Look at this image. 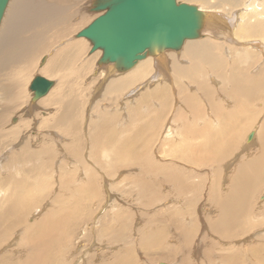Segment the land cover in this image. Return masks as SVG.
Listing matches in <instances>:
<instances>
[{
	"label": "rangeland",
	"instance_id": "obj_1",
	"mask_svg": "<svg viewBox=\"0 0 264 264\" xmlns=\"http://www.w3.org/2000/svg\"><path fill=\"white\" fill-rule=\"evenodd\" d=\"M63 1H65L67 19L63 24V31L61 34L58 33L60 38L51 40L47 48L34 56L31 62V74L23 81L22 88L18 90V86L15 87V93L19 92L16 98L10 97L9 100H6L0 93V206H3L4 209L7 208V203L10 202L9 197L11 193H14V185L17 182L28 185V187L26 185L27 189L29 188L26 198L31 197V199L29 198L30 207L33 206L28 210L29 212L26 211L29 214L23 215L24 224L15 223V228L10 230L11 234L8 233L3 244H0V257L10 259V261H0V264L24 263L28 249L22 243L27 239L25 236L28 224L30 226L31 223L36 224L45 218L46 214L52 215L54 211L56 215H62V212L66 213L70 219L64 217L65 220H61L62 217L59 218L55 214L49 216L51 219L57 217L62 222L60 229L54 232H58V234H53L54 239L62 233L64 234V236L61 235L62 238H58L59 241L55 240L56 243L54 242L55 244L50 250L57 256L55 257L56 261L52 264H264L263 187H259L256 194L251 196L245 208V217H240L239 226L234 228L232 237L222 238L210 231L211 223L218 219L217 207L212 204L214 203L212 202V187H215V192L218 191L215 193L218 199H225L232 189L233 175L236 174L235 168L238 167L239 170L241 163L245 165L260 153L258 144L259 141L261 144L263 143L261 134L264 133V129H262L264 124V106H262L264 88L261 90L262 92H258V100L253 103L260 115H257L253 120L236 122L238 127L244 128L236 140L230 136L228 143L235 141L238 142V145L234 148L229 147V152L227 149L224 150L222 153L224 159L223 157L220 160L217 159L216 153L228 148V145L218 147L213 140L209 139L210 137H207L209 142L207 140L205 142L202 140H205L206 137L194 133V131L205 130L204 125L207 121L214 128L218 126V123L213 122V117L209 115V110L206 109L210 91L213 103L223 105L221 108H224L226 112L233 111L236 103L228 93L234 92V86L250 88L253 84L251 78H255V76L264 78V56L257 52L253 53L254 51L247 49L248 46L243 43L252 39H264V29L262 30L264 22L256 20L257 23H255L253 21V24H258L256 26L258 33L252 35L244 25L251 20H245L242 23L243 26L240 23L241 29H238L235 34L230 23L227 22L226 25L224 21L220 23L218 19L213 18L219 23V27H216V29L218 28L217 33L224 32L226 34L223 37L232 39L235 37L237 42L243 43V46L242 44L231 46V43L223 40L224 38L210 41L212 44H222L223 49L221 48L222 51L218 52L219 56H216V61L221 63H214L217 68H211L208 65L210 62H202L203 70L198 72L199 76H194V71L178 74L163 67L164 76L161 81L158 80L155 83L154 87L149 85L153 83L140 79L135 82V88L132 87L134 90L131 89V91L128 88L120 94L116 92L110 94L108 84L111 81L109 82V80L123 78L129 72L124 75L107 77L106 69L108 70L110 67L100 68L96 64L101 52L96 51L97 53L90 54V43L86 39L76 38L77 33L89 26L97 17L88 10L91 0ZM261 1L264 0H256V8ZM246 3L254 4L251 0H237L238 6L236 4L233 8L225 5L214 7L215 2L212 1L203 9L211 15L218 13L226 15L225 18H228L227 13H234L235 16L237 13L239 16H242V13L245 14L242 8H245ZM192 5L199 8V4L192 3ZM247 16L245 15L244 18ZM46 27L38 29V32H44L42 36L45 38H41L45 42L49 38L53 39L57 33V30L49 32L44 30ZM1 28L2 25L0 30ZM203 35L204 32L201 39L192 42H207L204 40L207 35ZM239 35L242 37L240 40ZM189 44L186 43L182 49H185ZM76 46L80 47L81 52L71 53L70 50ZM182 49L178 52H167L170 55H179L182 54ZM243 49L249 56L248 58L252 60L239 59V56L243 57ZM248 51L252 55L248 54ZM214 53L217 54V52ZM220 53H223V56ZM44 57L46 61L41 66V60ZM219 57H222L224 63ZM54 58H56V64L52 62ZM155 58L157 57H151V59ZM183 62L185 61H180L179 64L178 61V64L180 66L182 64V66L191 65V63ZM52 66H56V70L53 73L45 74L44 70H51ZM113 70H111L112 73ZM14 73H9L8 70L0 73V79H2L0 84L7 86V81L10 83L11 80L16 83L18 79ZM214 73L215 79L212 76ZM11 74V77H15L14 79L9 76ZM242 74L248 75L249 78H242ZM217 75L224 77L220 78ZM36 76L52 81L54 86L44 98L32 102L29 85ZM204 78L206 79L203 80ZM161 82L166 88V93L169 94L168 101L162 103L163 96L160 102L146 100L147 104L141 102L138 105L140 102L137 101L140 95L160 86ZM201 85H206L207 90L204 91L202 87H199ZM9 89L12 90V87L8 86L7 90ZM184 91L189 92L190 96L197 97L195 99L198 102L203 100L200 105L205 110V120L194 122L193 110H188L187 104L182 100ZM221 99L228 102L224 103ZM243 101L246 102V100ZM2 105L7 108H2ZM177 114H180V117H176ZM163 118L165 119L163 120ZM173 124L174 127H172ZM186 127L189 129L185 133L184 128ZM254 130L258 131L255 134L258 138H253L256 140L255 143L250 147L244 146L247 134ZM220 133L221 131L217 135L221 136ZM218 136L217 138H219ZM128 137L136 147L132 145V153L122 161L121 157H116L115 152L121 144L127 142ZM136 137L137 141L143 142L142 146L133 141L136 140ZM111 138L114 139L113 142L117 143H113L108 148L102 147ZM200 140L203 142V146L210 143L215 150L201 149L203 146L199 142ZM167 141L169 143L166 144ZM192 148L194 149L192 150ZM168 152L173 155L167 154ZM211 153L212 155L209 156ZM24 158L28 159L27 162ZM132 159L135 162L131 161ZM233 159L236 163H233ZM141 163H145L146 167L150 166L154 170H150L145 175L142 170L145 166L141 167ZM37 167L38 169H36ZM30 170L33 171L29 172ZM15 175L18 177L15 178ZM165 176L167 179L164 178ZM87 183H94L93 185L96 186L94 188L93 185L89 184V186ZM87 187L89 190H86ZM92 190H95V194ZM60 208H64L61 213ZM70 210L72 213L68 212ZM58 219L57 222H60ZM68 220L71 224L68 223ZM66 223L69 228L65 229L64 224L66 225ZM61 227L68 230L70 235ZM73 227L75 228L73 229ZM20 249L22 250L20 251ZM53 253L50 256L53 257Z\"/></svg>",
	"mask_w": 264,
	"mask_h": 264
},
{
	"label": "bare ground",
	"instance_id": "obj_2",
	"mask_svg": "<svg viewBox=\"0 0 264 264\" xmlns=\"http://www.w3.org/2000/svg\"><path fill=\"white\" fill-rule=\"evenodd\" d=\"M178 1H182V3H187L192 5V3H196L199 4V9L201 11L206 12L203 8L207 7L209 4L212 3V1L215 2V5H213L214 7H219L222 5L225 6H231L232 8L237 4V0H178ZM249 1V0H248ZM252 2H254L253 5H249V3L245 4V8H242V11L245 12L242 13L243 15L239 16V14L237 13L236 16L235 14H229L228 18H225L226 15H220L222 17L218 18V22H223L227 25V22L230 23L229 25H231V27L234 29L233 32L236 34V32L238 31V29H241L240 26L242 25V23H244L245 20H251L250 22H248L247 24H244L246 27V29L249 30V32L253 34L258 33L256 31L257 28L256 24H253L254 22H256V20L260 21V22H264V1L260 3V5L256 8V0H251ZM65 1L63 0H10L8 3V6L6 8L4 17L2 19L1 25L2 28L0 30V73L8 70L9 73L11 72L12 74L14 73V75H16V83L12 80L11 82L5 85L0 84V93L4 96V98L6 100H9L10 97L11 98H16L17 97V93H15V87L18 86V90L20 88H22V86L24 85V80L26 78H28L27 76L31 74L32 70H31V62L34 58V56L36 54H38L39 52L43 51L45 48H47L50 45L51 40H56L59 39V34H61V32L63 31V24L67 19L66 16V8H65ZM243 2L241 1V4ZM258 5V4H257ZM238 6V4H237ZM243 6V5H242ZM211 7V6H210ZM239 7H241L239 5ZM87 9V8H86ZM229 9V8H228ZM238 9V7H237ZM210 11V9H208ZM233 10V9H232ZM216 11V10H215ZM228 11V10H227ZM234 11V10H233ZM239 11V10H238ZM229 12V11H228ZM236 12V10H235ZM247 13V14H246ZM218 14V13H216ZM245 15H248L246 18ZM74 17V16H72ZM256 19H255V18ZM239 18V20H238ZM238 20V22H237ZM254 21V22H253ZM237 23V24H236ZM241 23V25H240ZM250 24H253L251 26H249ZM0 25V27H1ZM43 26H47L44 30L46 31H52V30H57L56 36H53L52 38H49L47 40V42L43 41L42 38H45V36H42L44 34L41 32H38V29L43 27ZM219 27V23H217L213 18L209 17L206 21V26L204 29V35L206 32H209V34H206L207 37L204 39L207 42H192V41H188L186 43H190L189 45H187L185 47V49H182V54H177V55H170L169 52L159 55L157 58L155 59H151L147 58L144 61L139 62L132 70L128 71L129 73L126 74L125 77L120 78V79H116V78H111V80H109V84H108V88L109 93H113L116 92L117 94H120L122 92H124L125 90H127L128 88L131 90H134V86H135V82L139 81L140 79L148 81V83H153V84H149L150 87H154L155 83L158 80H162L164 74V68L166 67L168 68L170 71L174 72V73H184L186 71H194V76L198 75L199 71L203 70L204 65H202V62H210V64H208L211 68H217L214 66V63H218L220 64V61H216V56L218 57L219 54L218 52L222 51L221 50V45L222 44H212L210 41H213V39H217V38H224L223 40L225 42L231 43L230 45H238V44H242L245 43L244 45H247L248 48L250 49V51H254L253 53L257 52L260 53L262 56H264V39L262 40H251L249 42H237V38L233 37L232 38H227V37H223L225 36L226 33L224 32H219L217 33V29L216 27ZM243 26V25H242ZM237 29V30H236ZM261 29V28H260ZM264 29L263 25H262V30ZM232 30V29H231ZM45 31V32H46ZM219 31V30H218ZM227 32V31H226ZM231 33V32H230ZM248 34V33H247ZM203 35V36H204ZM205 35V36H206ZM209 35V36H208ZM74 36V35H73ZM213 36V37H211ZM243 36V35H242ZM251 36V35H250ZM42 37V38H41ZM237 37V35H236ZM239 40L242 39V37L239 35ZM245 37V36H244ZM249 37V36H248ZM257 37V36H256ZM264 37V36H263ZM222 40V42H223ZM218 41V40H217ZM243 41V40H242ZM216 42V41H215ZM221 42V43H222ZM185 43V44H186ZM220 43V42H219ZM184 44V45H185ZM225 45V43H224ZM228 45V44H227ZM226 45V47H227ZM229 45V46H230ZM184 47V46H183ZM236 47V46H235ZM82 49V48H81ZM223 49V48H222ZM215 50V51H214ZM232 50V49H231ZM229 50V51H231ZM239 50V49H238ZM241 50V49H240ZM244 51V49H243ZM71 53H80V47L76 46L74 49L70 50ZM214 52H217V54H215ZM236 52V51H235ZM238 52V51H237ZM236 52V53H237ZM97 53V52H96ZM243 57L239 56V59H244V60H252L251 58L249 59L248 55L246 54V52H243ZM251 53L248 51V54ZM100 54V53H99ZM223 54V53H222ZM220 53V55H222ZM232 54V53H231ZM95 55V54H94ZM98 55V54H97ZM170 55V56H169ZM241 55V54H240ZM252 55V53H251ZM259 55V54H258ZM100 56V55H99ZM98 56V57H99ZM214 56V58H213ZM223 56V55H222ZM7 57V58H6ZM232 57V56H231ZM252 57V56H251ZM254 57V55H253ZM94 58V56H93ZM256 58V55H255ZM254 58V59H255ZM259 58V56H258ZM56 58H54L52 60V62L54 64H56L55 61ZM219 59L223 62L222 57H219ZM232 59V58H231ZM257 59V58H256ZM180 64V61H185L183 63L185 64H189L191 63L190 66H180L178 64ZM228 61V60H227ZM230 62V61H229ZM232 62V60H231ZM239 62V61H238ZM253 62V61H252ZM257 62V61H256ZM224 63V62H223ZM249 64V62H247ZM246 63V64H247ZM241 64V63H239ZM224 65V64H223ZM230 65V64H229ZM222 66V65H220ZM240 68H242L241 66H239ZM102 68V67H100ZM220 69V68H219ZM253 69V68H251ZM56 70V66H52L51 70L47 69L44 70L45 74H50L53 73ZM112 68H108V70L106 69L107 72V77H114V74L111 72ZM222 72V71H221ZM8 73V72H7ZM127 73V72H126ZM219 73V72H218ZM252 73V72H250ZM248 73V74H250ZM263 73V72H262ZM9 75L10 77L12 76ZM98 74V73H97ZM210 74V73H209ZM213 74V73H211ZM220 74V73H219ZM3 75V74H1ZM102 75V74H101ZM124 75V74H123ZM243 75V74H242ZM8 76V75H7ZM199 76V75H198ZM210 76V75H207ZM206 76V78H207ZM213 78L215 79L214 75H212ZM220 76V75H219ZM217 75V77H219ZM241 76V75H240ZM246 76V77H245ZM260 76V74H259ZM9 77V78H10ZM14 77V78H15ZM224 76H220V78H223ZM242 77V76H241ZM239 77V78H241ZM252 77V76H251ZM1 78V76H0ZM13 78V77H11ZM13 78V79H14ZM206 78H204L203 80H205ZM242 78H249L248 75H243ZM113 79V81H112ZM115 79V80H114ZM210 79V78H209ZM235 79V83L237 82L236 77ZM2 81V79H0ZM9 80V79H8ZM211 80V79H210ZM251 80L253 81V84L250 88H242L241 86H234L235 90L234 92L228 93L229 96H231V99L235 101L236 103V107H234L235 109L230 110V111H225L224 108H221L223 105L219 104V103H213V100H211V91L210 94L208 93V95L210 97H207V102H208V108L206 105V109L209 110V115L213 117V122L218 123L217 128L212 127L211 123H209L207 121L206 125H204V129L203 131H194L195 134H201V137H206V139L202 140L205 141L208 139L207 137H210L209 139L213 140L214 143L216 144V146L218 147H222V146H227L228 148H225L223 150L217 151V159L220 160V158L223 157L224 159V154H222L224 152V150L227 149V152L230 151L229 147H236L238 145V142L235 141H230L228 143V140L231 138H233L234 140H236L239 136L240 131H243L244 127H238L236 125V122H240V121H249V120H253L256 118L257 115H260L256 108H254L253 103L256 102L258 100V92H262L261 90L264 88V78L263 77H258L256 78H251ZM5 81V80H4ZM208 81V80H207ZM206 81V84H207ZM220 81V80H219ZM246 81V80H245ZM169 82V80H168ZM240 82V81H239ZM204 83V82H203ZM202 83V84H203ZM209 83V82H208ZM211 83H214L211 81ZM216 83V82H215ZM218 83V82H217ZM216 83V84H217ZM220 84V83H219ZM240 84V83H239ZM17 85V86H16ZM111 85V86H110ZM148 85V84H146ZM8 86H10V88L12 87V90H7ZM139 86V85H137ZM136 86V87H137ZM194 86V85H193ZM134 87V88H132ZM199 87H202L204 89V91L207 90L206 85H201ZM217 87V85H216ZM198 89V87H197ZM131 90V91H132ZM166 88L162 85V82L160 83V86H156L155 88H153L152 90L143 92L140 95V98L138 99L137 102L138 105L141 104V102L143 103H148L152 102V101H156V102H160L161 98L164 96V100L162 101V103L167 102L168 101V92L166 93ZM233 90V89H232ZM194 91V90H193ZM192 91V92H193ZM198 91V90H197ZM201 92V90H199ZM196 92V91H195ZM199 92V93H200ZM203 92V90H202ZM213 93V92H212ZM216 93V92H214ZM185 94V95H184ZM193 94V93H191ZM196 94V93H194ZM218 94V93H216ZM201 95V94H200ZM199 95V96H200ZM263 95V94H262ZM127 96V95H126ZM228 96V97H229ZM213 97V96H212ZM134 98V97H133ZM197 97L195 96H190L189 92L184 91L183 93V97L182 100L185 104H187L188 110H193V116L192 118L194 119V122H198V120H205V110L203 109V107L200 105V102L203 100H199L200 102H198L196 99ZM200 98V97H199ZM235 98V99H234ZM202 99V97H201ZM225 99V97H224ZM148 100V101H146ZM223 100V99H221ZM243 100H246V102H244ZM224 101V100H223ZM226 101V100H225ZM224 101V103H225ZM261 101V100H260ZM206 102V101H205ZM204 102V103H205ZM228 102V101H226ZM233 102V101H232ZM210 103V105H209ZM234 103V102H233ZM234 103V104H235ZM136 104V103H134ZM228 104V103H227ZM118 105V104H117ZM203 105V104H202ZM230 105V103H229ZM228 105V106H229ZM156 106V105H154ZM262 106H264V99L262 100ZM2 108H7L5 106H1ZM186 107V106H185ZM260 108V107H259ZM231 109V108H230ZM115 110V109H114ZM144 110H146L144 108ZM151 110V109H150ZM154 110V109H152ZM163 111V110H162ZM207 111V110H206ZM179 112V111H178ZM177 112V113H178ZM181 114V113H180ZM180 114L176 115L180 117ZM191 114V112H190ZM153 116V115H152ZM202 116V117H200ZM200 117V118H199ZM165 118H163L164 120ZM212 119V118H211ZM162 120V119H161ZM160 120V121H161ZM186 120V119H185ZM258 120V119H257ZM200 121V122H201ZM211 121V120H210ZM234 121V123H233ZM1 123V122H0ZM176 123V121H175ZM184 123V122H183ZM202 123V122H201ZM232 123V124H230ZM185 124V123H184ZM188 124V123H187ZM201 125V124H200ZM187 126V125H186ZM189 126V125H188ZM2 127V126H1ZM174 127V124L173 126ZM191 128V127H190ZM2 129V128H1ZM189 128H184L185 133L188 131ZM195 129V128H194ZM198 129V128H197ZM200 129V128H199ZM262 129H264V124ZM261 129V130H262ZM260 130V128H259ZM174 131V130H173ZM191 131V130H190ZM189 131V132H190ZM221 131L220 135L218 136L217 134H219V132ZM255 131V130H254ZM250 131L249 134H247L246 136V143L244 144V146L246 145V147H250L251 145H253V143H255L256 140H253V138H258V136L256 137L255 134L258 133V131ZM175 132V131H174ZM173 132V133H174ZM264 132V131H263ZM168 133V131H167ZM172 133V135H174ZM193 133V134H194ZM142 134V133H141ZM146 134V133H145ZM250 135H253L252 139H248V137ZM263 137V143L261 144L259 139V154L257 157H254V159H251L250 161H248V163H245V165H242L243 163H241V166H239V170L237 169L238 167H234L235 168V172L236 174L233 175L234 179L232 181V189L231 191L228 193V195L225 197V199H218L215 195V187H212L211 189V194H212V203L213 205L215 204V206L217 207V211H218V219L216 222L211 223V228L210 231L214 232L215 234L221 236L222 238H230L232 237V233L234 232V228L239 226V220L240 217L244 218L245 217V208L247 203H249L251 196L255 195L256 192L258 191V188L263 187L264 188V133L261 134ZM198 136V135H197ZM217 136L219 138H217ZM138 137V136H137ZM136 137V144H139L140 146H142V143L137 141L138 138ZM200 137V136H198ZM261 137V136H260ZM129 139V137H128ZM127 142L124 144H119V148L116 150L115 155L116 157H121L122 161L126 160L131 152V147L132 145H134L131 141V139L128 140ZM171 139V138H170ZM210 140V141H211ZM253 140V141H252ZM262 140V139H261ZM114 139L111 138V140L108 139V142H106L102 147H107L111 146L113 143ZM141 141V140H140ZM201 140L199 142H202ZM209 142V140H207ZM146 142V141H145ZM29 142H27L28 144ZM117 143V142H116ZM115 143V144H116ZM169 143V141L166 142V144ZM234 143V144H232ZM258 143V142H257ZM26 144V143H24ZM194 144V143H193ZM198 144V143H197ZM196 144V145H197ZM200 144V143H199ZM29 145V144H28ZM194 145V147L196 146ZM198 146V145H197ZM196 146V147H197ZM203 146V145H202ZM101 147V148H102ZM115 147V146H114ZM133 147H136V145H134ZM165 147V146H163ZM29 148V147H28ZM113 148V146H112ZM94 149V148H93ZM98 149V148H97ZM140 149V148H139ZM194 148H192L193 150ZM201 149H214L213 145H211L210 143H207L206 145L204 144V146ZM96 150V149H95ZM134 150V149H133ZM135 150H137V148H135ZM196 150V149H195ZM215 150V149H214ZM247 150V149H246ZM8 151V150H7ZM205 151V150H204ZM94 152V151H93ZM97 152V151H96ZM135 152V151H134ZM140 152V151H139ZM175 152V151H172ZM181 152V151H180ZM190 152V151H189ZM209 152V151H208ZM108 153V152H107ZM165 153V152H164ZM202 153V152H201ZM210 153V152H209ZM214 153V154H215ZM167 154H171V153H167ZM177 154V153H175ZM180 154V153H179ZM182 154V153H181ZM185 154V153H184ZM230 154V153H229ZM25 155V154H24ZM27 155V154H26ZM164 155V154H163ZM173 155V154H171ZM203 155V154H202ZM212 153L209 155L211 156ZM231 155V154H230ZM21 156V155H20ZM57 156V155H56ZM132 156V155H131ZM170 156V155H169ZM181 156V155H180ZM195 156V155H194ZM24 157V156H23ZM30 158V156H28ZM27 157V158H28ZM58 157V156H57ZM135 157V156H134ZM142 157V155H141ZM198 157V156H197ZM200 157V156H199ZM27 158H24V160H26L27 162ZM206 159H208L205 156ZM210 158V157H209ZM214 158V157H213ZM226 158V157H225ZM115 159V158H114ZM142 159V158H141ZM182 159V157H181ZM187 159V158H186ZM185 159V160H186ZM197 159V158H195ZM22 160V158H21ZM34 160V159H33ZM51 160V159H50ZM54 160V159H53ZM52 160V161H53ZM212 160V159H211ZM234 160V159H233ZM131 161L135 162L134 159H132ZM204 161V160H203ZM214 161V160H213ZM24 163V161H22ZM35 162V161H34ZM37 162V161H36ZM143 162V161H142ZM194 162V161H193ZM198 162V161H197ZM209 162V161H208ZM215 162V161H214ZM212 162V163H214ZM139 163V162H138ZM206 163V162H204ZM233 163H236L235 160L233 161ZM44 164V162H43ZM126 164V162H125ZM133 164V163H132ZM208 164V163H207ZM22 165V164H21ZM141 167L145 166L143 170V173L145 175L148 174V172L150 170H154V168L147 166L144 164H140ZM236 165V164H235ZM238 165V164H237ZM39 166V165H36ZM48 166V165H47ZM206 166V165H205ZM208 166V165H207ZM35 167V166H34ZM33 167V168H34ZM150 168V169H149ZM38 169V167L36 168ZM34 169V170H36ZM45 169V167H44ZM21 171V170H20ZM24 171V170H23ZM33 170H30L29 172H31ZM38 171V170H37ZM164 171V170H163ZM169 171V170H168ZM45 172V171H44ZM155 172V171H154ZM27 174V173H26ZM25 174V175H26ZM153 174V173H152ZM168 174V173H167ZM174 174V173H173ZM43 175V174H42ZM45 175V174H44ZM48 175V174H47ZM150 175V174H149ZM169 175V174H168ZM187 175V174H186ZM46 176V175H45ZM49 176V175H48ZM18 176L15 175V178H17ZM39 177V176H38ZM154 177V176H153ZM194 177V176H193ZM33 178V177H32ZM42 178V177H41ZM166 178V176L164 177ZM1 179V178H0ZM7 179V178H6ZM40 179V177H39ZM48 179V178H47ZM167 179V178H166ZM165 179V181H166ZM11 180V179H10ZM9 180V181H10ZM42 180V179H41ZM49 180V179H48ZM94 180V179H93ZM163 180V179H162ZM192 180V179H191ZM8 181V180H7ZM92 181V180H91ZM184 181V180H182ZM11 182V181H10ZM15 182V181H14ZM87 182V181H86ZM90 182V180H89ZM192 182V181H191ZM5 183V182H4ZM8 183V182H6ZM22 182H17L16 185H14V193H11V196L9 197L10 202L7 203L8 205L6 206L7 208L4 209L3 206H0V244H3V242L5 241V239L8 236V233H10V230L14 227V224H24L23 220V215L25 214H29L28 210L33 208L30 207V202H29V198L31 199V197L26 198L27 197V192H28V185ZM96 183V182H95ZM183 184V182H181ZM10 184V183H9ZM14 184V183H13ZM12 184V186H13ZM88 184V183H87ZM90 184V183H89ZM88 184V185H89ZM94 184V183H93ZM92 183L90 184L91 186L93 185ZM188 184V183H187ZM27 185V187H26ZM45 185V184H44ZM89 185V186H90ZM97 185V183H96ZM96 185H93L94 188ZM6 186V185H5ZM9 186V185H8ZM11 186V188H12ZM88 186V187H89ZM87 187V188H88ZM148 188V186H145ZM91 189H93L92 187H89ZM86 189V190H89ZM186 188V187H185ZM197 188V187H196ZM217 188V187H216ZM259 188V189H260ZM10 189V187H9ZM8 189V190H9ZM38 189V188H35ZM40 189V188H39ZM188 189V188H187ZM198 189V188H197ZM32 190V189H31ZM98 190V189H97ZM186 190V189H185ZM217 190V189H216ZM10 191V190H9ZM93 191V190H92ZM95 191V190H94ZM93 191V192H94ZM86 192V191H85ZM83 192V194L85 193ZM179 192V191H178ZM177 192V193H178ZM188 192V191H186ZM194 192V191H193ZM31 193V192H30ZM88 193V191H87ZM92 193V192H91ZM90 193V194H91ZM144 194H146L145 191H143ZM183 193V192H182ZM189 193V192H188ZM187 193V194H188ZM10 195V193H8ZM39 194V193H38ZM93 194V193H92ZM95 194V192H94ZM93 194V196H94ZM186 194V193H185ZM14 199H13V196ZM86 195V193L84 194ZM88 195V194H87ZM264 195V194H263ZM79 196V195H78ZM220 196V195H219ZM178 197V196H177ZM224 197V196H223ZM264 198V197H263ZM209 199V198H208ZM41 200V199H40ZM22 201V202H21ZM33 201V200H32ZM31 201V202H32ZM38 201V200H37ZM80 201V200H79ZM36 202V201H35ZM39 202V201H38ZM34 203V201H33ZM42 203V202H41ZM77 203V202H76ZM83 203V202H82ZM34 205V204H33ZM36 205V204H35ZM63 205V204H62ZM61 205V206H62ZM38 206V205H36ZM35 206V207H36ZM83 206V205H82ZM81 206V207H82ZM39 207V206H38ZM67 207V206H66ZM76 207V206H75ZM68 208V207H67ZM66 208V210H67ZM212 208V207H211ZM36 209V208H35ZM60 213L64 208H60ZM71 209V208H70ZM69 210V209H68ZM73 210V209H71ZM68 211L70 213H72V211ZM82 210V209H81ZM26 211H28L26 213ZM31 211V210H30ZM55 212V211H54ZM53 214L56 215V212ZM66 212V211H65ZM67 212V215H68ZM80 212V211H79ZM82 212V211H81ZM90 212V211H89ZM74 213V212H73ZM50 214V213H49ZM45 215V218H42V220H40L38 223H31L28 224L27 228H26V236L25 238H27L25 240V242H21L22 244H24V246L26 247V249H28L27 251V257L24 263L22 264H52L54 261H56L57 256H55V253H53V251H50L53 247V244H55V240L62 236H64V234L62 233L59 237L55 238L53 237V234H58L54 233L57 230L60 229V224H62L61 220H65L63 219L66 216V213L64 214L63 212L61 213L62 215H56L60 218V216L62 217V219H58L57 217L51 219L49 218V216L52 215ZM79 214V213H77ZM73 216V214H72ZM71 216V218H72ZM75 216V215H74ZM78 216V215H77ZM16 217V218H15ZM70 217V215H69ZM79 217V216H78ZM77 217V218H78ZM68 218V217H67ZM66 218V219H67ZM83 218V217H82ZM85 218V216H84ZM44 219V220H43ZM57 219L60 220V222H57ZM70 219V218H68ZM79 219V218H78ZM87 219V218H86ZM37 220V221H38ZM55 221V223H53V221ZM82 220V219H81ZM90 220V219H89ZM69 221V220H68ZM77 221V220H76ZM85 221V220H84ZM65 222V221H64ZM63 222V223H64ZM83 222V220H82ZM69 224L70 221L68 222ZM76 223V222H75ZM20 224V225H21ZM66 226V227H65ZM76 226V225H75ZM71 227V226H70ZM15 228V227H14ZM13 228V229H14ZM63 228V227H61ZM64 228H69L67 227V223L66 225L64 224ZM63 228V229H64ZM75 227H73L74 229ZM64 229V230H65ZM71 229V230H73ZM164 229V228H163ZM62 230V229H61ZM63 230V231H64ZM62 231V232H63ZM68 231V230H65ZM60 232V231H59ZM65 233V232H64ZM75 233V232H74ZM120 233V232H119ZM11 234V233H10ZM69 234V231L67 233ZM76 234V233H75ZM58 236V235H57ZM83 236V235H82ZM121 236V235H119ZM116 237V236H115ZM62 238V237H61ZM156 238H154L155 240ZM60 240V239H59ZM58 240V241H59ZM145 240V239H144ZM57 241V243H59ZM147 242V240H145ZM144 241V243H145ZM157 241V239H156ZM159 241V239H158ZM161 241V239H160ZM8 242V241H7ZM55 242V243H54ZM153 242V240H152ZM146 244V243H145ZM58 246V245H57ZM60 246V244H59ZM58 246V247H59ZM63 246V245H62ZM154 246V245H153ZM65 247V246H63ZM151 247V245H150ZM21 248V247H20ZM69 248V247H68ZM154 248V247H153ZM147 249V248H146ZM150 249V248H149ZM152 249V248H151ZM22 249H20L21 251ZM81 251V250H79ZM149 251V250H148ZM154 251V250H153ZM53 253V257L52 255L50 256V254ZM77 252V251H76ZM57 254L58 251H57ZM67 254V253H66ZM154 255V253H152ZM15 256V255H14ZM59 256V255H58ZM61 256V255H60ZM52 261H51V258ZM10 258V257H9ZM13 258V257H12ZM71 258V257H70ZM69 258V259H70ZM16 259V258H15ZM66 259V258H65ZM0 261H10V259L8 258H4V257H0ZM16 261V260H15ZM124 261V260H123ZM13 262V261H12ZM19 262V261H18ZM127 263V262H126ZM2 264V263H1ZM125 264V263H124ZM129 264V263H127Z\"/></svg>",
	"mask_w": 264,
	"mask_h": 264
},
{
	"label": "water",
	"instance_id": "obj_3",
	"mask_svg": "<svg viewBox=\"0 0 264 264\" xmlns=\"http://www.w3.org/2000/svg\"><path fill=\"white\" fill-rule=\"evenodd\" d=\"M9 1L0 0V25ZM88 10L97 17L76 38L90 43V54L100 51L97 66L111 67L115 76L149 57L180 51L186 42L202 38L209 17L222 19L178 0H91ZM45 61L42 58L41 66ZM53 86L50 80L34 77L31 101L44 98Z\"/></svg>",
	"mask_w": 264,
	"mask_h": 264
}]
</instances>
